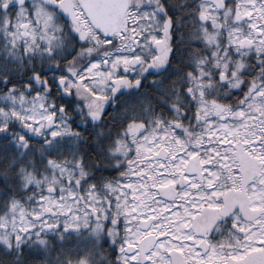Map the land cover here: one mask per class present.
Returning a JSON list of instances; mask_svg holds the SVG:
<instances>
[{"label":"snow or ice","instance_id":"snow-or-ice-1","mask_svg":"<svg viewBox=\"0 0 264 264\" xmlns=\"http://www.w3.org/2000/svg\"><path fill=\"white\" fill-rule=\"evenodd\" d=\"M0 264H264V0H0Z\"/></svg>","mask_w":264,"mask_h":264}]
</instances>
